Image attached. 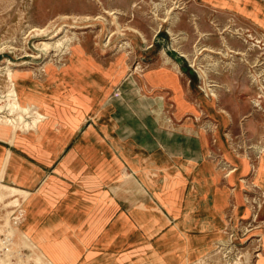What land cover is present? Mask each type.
Instances as JSON below:
<instances>
[{
  "label": "rangeland",
  "instance_id": "obj_1",
  "mask_svg": "<svg viewBox=\"0 0 264 264\" xmlns=\"http://www.w3.org/2000/svg\"><path fill=\"white\" fill-rule=\"evenodd\" d=\"M73 15L96 20L64 18ZM10 69L20 101L45 115L36 131L19 132L27 133L19 154L45 162L55 152L57 161L48 203L27 191L20 219L18 208L0 203V239L9 218L37 245L27 249L17 233L13 244L0 243V258L37 264L42 252L53 264H114L95 224L116 214L108 210L115 200L122 214L147 204L182 223L201 244L186 264H264V191L253 179L228 198L215 227L201 225L212 223L218 198L207 186L212 169L224 177L247 161L255 177L264 157V0H0V92L11 85ZM150 72L162 73L156 85L145 84ZM166 204L178 208L174 216ZM35 219L42 227L51 219L70 243H37L28 232Z\"/></svg>",
  "mask_w": 264,
  "mask_h": 264
},
{
  "label": "crops",
  "instance_id": "obj_2",
  "mask_svg": "<svg viewBox=\"0 0 264 264\" xmlns=\"http://www.w3.org/2000/svg\"><path fill=\"white\" fill-rule=\"evenodd\" d=\"M160 75H162V73H147L145 84L150 86H153V84L156 85L159 79H162ZM22 134L24 135L27 133H19L13 140V143L0 137V182L28 191L32 194V199L39 197L42 201H45L44 203H48V201H50V193L52 192V187L46 185L47 181L50 179V173L48 174V172L49 169H51L50 167H52L51 165L56 163L57 156L55 152H53L54 154L52 156L50 154L47 161L44 162L43 160L36 161V159L27 153V150L20 149L22 154H19L20 142L24 140L22 137L19 138ZM167 152L172 157L180 154V151L177 150H167ZM200 152V147L198 151L193 150L192 153H195L196 156L192 157L191 160L198 162L201 157ZM225 156L228 157L227 155ZM230 160L233 161L231 158ZM67 163L68 157H66L64 164L67 165ZM236 168L237 169H234L235 171L233 173H228L224 177L217 174L216 170L212 169L207 178V186L209 185V191L215 189L212 195L218 198L214 199V204L210 208L214 214L210 220L212 223L201 224L202 226L215 227L217 221L222 220L220 215L228 204V198L230 196L232 198L233 194L234 196H238L237 189L240 186L243 187V182L248 181V178L253 179L255 181L254 184L264 191V157L259 161V170L255 177L253 175L250 176L251 169L247 161H242ZM219 180H221V182ZM65 195L66 194H64V196ZM238 198L239 197H237L234 206L235 209L241 204ZM115 202L114 200L111 203L108 210L116 214L108 220H105L104 217H98L99 220L97 219L95 224L96 229L100 230L97 232L96 241L104 245V254L108 253V256H110V254L114 256V264L115 262L117 264H186L189 263L191 259L195 261V259L198 258V251L201 246L200 240L186 236L184 231L181 230L184 226L182 223L177 222L173 224L166 215H157V213L155 215L152 214L156 209H153L152 206H147V204H143V209L132 205L125 210V214H122L121 205ZM102 204H99L100 206L98 205L97 211H101V207L102 211H104V198ZM166 205L174 216L178 208L174 205ZM47 210H51V206H44V211ZM135 210L139 211L141 215H144L143 218L137 219L136 216L134 217L131 212ZM121 222L127 223L125 225L128 227L127 233L120 232ZM197 222L198 224L200 223V221ZM204 223L206 222L204 221ZM82 225L87 226V222L82 221L81 226ZM41 227V222L35 219L28 228L29 233L33 231L32 233L35 239L37 238L36 236L40 237V239H36L37 243L50 245L70 243L68 235H64V238L62 235H59V238H57L58 233L55 232V228L58 229L60 226H52L51 219H49V223L46 222V224L42 228ZM89 228L92 227L89 226ZM105 228H112L113 235H107V237H105V235L102 236V233L105 234V231L103 232ZM80 238L81 243H88L87 233L82 231ZM120 244H128L126 252H118L117 254L115 252H105V246L108 249L113 248L116 250ZM55 249H58V251L62 250L60 247H55ZM68 254L66 253L65 256L68 257ZM47 257L50 261H55V257H52L50 254H48Z\"/></svg>",
  "mask_w": 264,
  "mask_h": 264
},
{
  "label": "bare ground",
  "instance_id": "obj_3",
  "mask_svg": "<svg viewBox=\"0 0 264 264\" xmlns=\"http://www.w3.org/2000/svg\"><path fill=\"white\" fill-rule=\"evenodd\" d=\"M64 18L76 19V20L82 19L85 21L96 20L94 17H89L87 15L65 16ZM47 29L48 27H46L45 29H40V31L45 32L47 31ZM43 45H45V47L47 48L52 47V44L48 42H44ZM60 45L61 42H58L55 46L58 47ZM7 78L9 82H11V85L6 93L0 92V137L7 139L10 143H13V140L16 138L19 132H25V131L37 129L39 120L44 118L45 115L41 113L40 107L37 103L34 102L22 103L20 101L18 92L15 87V82H14L15 73L13 72V70L10 69L7 71ZM28 194L29 193L27 191L0 182V203L4 204V206L7 208L9 206L18 208L19 215L16 216V219L23 218L25 213V210L21 207L22 203L20 201L19 196L20 195L27 196ZM9 221H10L9 218H7L6 224L9 225L10 228L9 234L7 235L6 239H0V243L2 245L13 244L12 236L18 233L23 243L25 244V247H27V249H31V250L37 249V245L33 242L29 234L19 230V228L10 226ZM8 250H10V248H8ZM35 261L37 264H53L52 261L48 260L42 252L36 254ZM0 264H9V256L7 255L5 258L4 257L0 258Z\"/></svg>",
  "mask_w": 264,
  "mask_h": 264
}]
</instances>
